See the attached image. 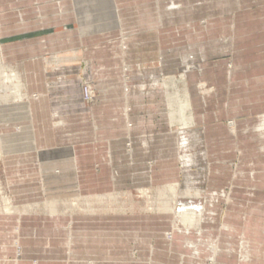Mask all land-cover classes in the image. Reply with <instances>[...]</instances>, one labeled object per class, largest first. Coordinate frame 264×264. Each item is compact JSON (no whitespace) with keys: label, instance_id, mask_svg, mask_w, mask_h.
Here are the masks:
<instances>
[{"label":"crops","instance_id":"0c3cea01","mask_svg":"<svg viewBox=\"0 0 264 264\" xmlns=\"http://www.w3.org/2000/svg\"><path fill=\"white\" fill-rule=\"evenodd\" d=\"M11 1L0 0V62L21 75L29 100L1 107L6 126L24 128L14 135L18 150L0 161L10 168L22 159L21 172L35 173L10 179L15 204L44 206L76 191L124 194L120 191H143L161 183L180 186L176 153L140 159L154 147L156 115L167 120L170 130L164 137L172 143L181 131L202 127L209 134L224 130L216 122L227 117L263 110L264 0H18L10 6ZM59 1L62 5L56 6ZM91 41L98 47L95 50L120 44L125 56L135 54L132 68L153 69L149 90L142 83L131 96L129 85L106 76L94 80L103 96L86 109L76 89L68 88L75 77L71 70L81 58L76 55L85 56ZM69 53L74 57L59 56ZM49 55L52 62L46 58ZM178 62L189 68L184 85L173 77L165 96L153 77L164 73V66L168 73H177ZM48 63L54 65L45 67ZM197 82L213 91L202 96ZM176 90L190 97L192 110L188 118L184 115V124L174 118L176 111L171 113ZM59 91L69 94L59 96ZM180 98L178 105L185 112L188 102ZM168 146L156 147L170 150ZM44 210L0 217L8 222L0 228V264L6 263L4 258H14V240L24 255L16 264H146L144 255L156 240H163L161 223L171 218L150 211L91 216ZM15 227L19 234L12 230Z\"/></svg>","mask_w":264,"mask_h":264},{"label":"rangeland","instance_id":"374dc122","mask_svg":"<svg viewBox=\"0 0 264 264\" xmlns=\"http://www.w3.org/2000/svg\"><path fill=\"white\" fill-rule=\"evenodd\" d=\"M13 2H16V0H12L9 5L12 6ZM60 5H62V1L56 3V6ZM91 8H94V6ZM8 15L11 16V14ZM129 32L130 35L135 34L133 33L135 31ZM90 44L92 46L89 49V46L85 47L87 48L84 51L85 56H82V53L76 55L81 58L71 70L75 71V77L72 82L70 81L68 88L70 91L73 88L76 89V97L79 98L86 109H92L94 104L99 103L103 96L104 91L102 87L96 86L94 80H102L106 76L114 77L111 81H119L121 79L120 83L122 86L129 85L131 96L138 91V87L142 83H146V91L149 90V84L152 82L150 81V77L154 74V70L151 68L142 70L140 68V71H138L139 69L132 68V64L136 65L137 63L132 62L135 59V56L133 57L135 55L134 53L130 52L129 56H125L126 51L120 47V44L119 46L108 45L101 50H95L98 47L92 41ZM59 56L74 57L71 53L61 54ZM162 57H167V55H163ZM46 58L52 62L53 56L49 55ZM53 65V63H48L44 66L52 67ZM2 66L3 68L7 67L3 64ZM181 66L184 65L178 62L176 66L177 73L173 75L168 73V66H164L163 71H165V74L162 73L158 76L160 81L156 76L153 77L154 85L164 86L165 96H168L166 86L171 84L173 77L177 78L176 84L180 85L179 82H181V85H184L185 72L189 68ZM140 74L144 75L145 79H142ZM117 76L122 78H116ZM100 83L98 84L100 85ZM196 85L202 96L213 91L204 82H197ZM21 86L23 100L20 101L12 98L9 101L3 102L0 99V108L23 104L28 101L29 96L26 95L23 78L21 80ZM68 94V91L63 94L59 91L57 95ZM87 95H89V98H87ZM33 96L35 97L36 95ZM226 96L228 97L230 94L227 93ZM67 97L69 98V96ZM180 97H184L188 102V107L184 109V115H187L185 116L186 119V117H189L192 108L190 105V97L184 90L175 91V95L172 97L175 98L173 101L175 103L171 113H175V111L177 113L182 108V106L178 105L181 99ZM148 98L147 96L145 97L147 101L150 99ZM154 98V100H159L158 95H155ZM165 107L167 110V106ZM262 107L263 110L252 112L253 114L247 116L237 117L236 119H229L227 117L224 121L216 122V124L223 125L225 127L224 130L210 131L207 134L202 127H195L181 131L177 135L176 144L173 140L171 143L168 141V138L164 137L170 130L166 124L167 120L156 115L154 122L158 125L155 126L152 132L156 138L154 137V141L151 142L154 147L150 150V155L140 159L149 161L153 160L155 155L159 153L164 155L167 153H176L178 166L182 170L181 187L179 189L181 195L177 200V211L167 214L170 215V220L161 223L162 226H165L162 227L163 240H156L157 243L155 242L152 246L153 248H150L146 255H144L146 257V264H264V105ZM3 109H0V136L3 137V140H0V152L2 156H5L7 153H13V151L18 150V148L14 147L17 145L13 143V139H15L14 135L22 133L24 127L20 124H14L11 127L6 126L5 120H2L1 116ZM171 113L170 117L172 115ZM176 117L180 118L179 114L174 115V118ZM179 121H181V118ZM236 122L237 126L234 125ZM181 124H184V120L181 121ZM2 126L5 129L4 131H2ZM9 132L12 134L10 135ZM132 134L134 135L133 138L136 137L135 132ZM169 143L171 145L173 144L174 147L172 148L171 145L168 146ZM23 145H27L26 142L22 145L20 143L19 149H22ZM156 146L160 148L168 146L171 149L164 148L160 150ZM10 147L12 149H9ZM127 149V152H130L129 144ZM15 161L16 163H13L10 168L9 165L0 161L1 192L4 197L8 198V201L10 200L9 204L11 208L13 210H19L18 213L12 211L10 216L16 217L22 211H26L24 209L27 208H31L35 212H41L44 208L43 202L15 204L13 201L9 189L10 179H20L25 176L34 177L35 175L33 172L29 174L21 172L23 170L21 167L24 166L22 159ZM9 169H11V172L7 171ZM167 185H171V183H161L143 190L149 192L150 200L146 204V199L138 198L139 202H141V207L144 208L149 206V204H153L155 202L154 200H156L157 191ZM78 192L74 196L67 197L77 199L79 198L78 196L83 198L95 194H108L94 192L79 195ZM120 192L124 194H135L137 191L124 190ZM188 193L190 194L188 195ZM64 197L66 196L61 197L60 200H68L67 197ZM0 205L2 204L0 203ZM193 207L196 209L195 214L200 210L202 212H200V226L195 228L198 230L188 229L183 224L176 223V220L174 221L179 210H189ZM4 216L9 215L0 213V217ZM6 223L8 222L5 221L4 223V221L2 222L0 220V228H5L3 225ZM12 230L19 234V227H15ZM175 239L178 241L177 245ZM198 240L200 242L198 243L200 244L198 246V253L197 255L192 254L190 248H188V243L190 245L192 243L195 244ZM11 246L15 249V256L14 258H4L2 261H6L5 264H16L17 261L23 259V248L18 241H12ZM134 256L137 257L136 252ZM144 256L139 255L141 259H144ZM31 261L35 263L36 259H32Z\"/></svg>","mask_w":264,"mask_h":264},{"label":"bare ground","instance_id":"6f19581e","mask_svg":"<svg viewBox=\"0 0 264 264\" xmlns=\"http://www.w3.org/2000/svg\"><path fill=\"white\" fill-rule=\"evenodd\" d=\"M20 76L14 70L3 68L0 62V99L3 102L9 101L12 98L20 101L23 100L21 96L22 79L20 78ZM162 88H164V86ZM178 114L181 118V121H183L182 119H184V111L181 108L177 112V115ZM1 156L2 154L0 152V159ZM0 188H1V182H0ZM179 189H180L179 184H171L164 186L163 188H160L157 191L156 200H154L155 202L153 204H149V206L144 208L141 207L140 204L141 202H139L138 198L146 199L147 202L146 204H148V201L150 200L149 192L139 190L135 194L132 193H125L124 195L121 193H108L104 195L95 194L83 198L78 196L79 198L77 199H70L72 197L70 198L67 197L68 200H60V198H53V200L50 199L49 203L44 205V209H45L44 211L50 214H55L56 212L71 213V214L84 213L91 216L95 214H101V215L110 214V213L122 214L128 212H136V211L140 213L152 211L157 214H169V213L171 214L174 213V211H177L176 204L178 202L177 200L179 196L181 195ZM189 194L190 193H188V195ZM9 201L7 197L3 196L0 189V203L2 204L0 205L1 214L10 215L12 211H14V213L15 212L18 213L19 210H13L11 208ZM29 209L30 212L33 211L31 208H27L24 209L26 210L24 212H29L28 211ZM195 212L196 209L194 207L189 210L187 209L179 210L177 212V215L175 214L176 216L174 221L176 220L175 221L176 223L179 222L180 224L186 226V228L188 229L198 230L195 228H198L200 226L199 223H201V214H200L201 210L198 211L199 214L198 213L195 214ZM199 240L195 244L192 243L190 245L188 243V248H190V252L192 254L197 255L199 249L198 246H200V244H198L200 243Z\"/></svg>","mask_w":264,"mask_h":264},{"label":"built area","instance_id":"2783aa9c","mask_svg":"<svg viewBox=\"0 0 264 264\" xmlns=\"http://www.w3.org/2000/svg\"><path fill=\"white\" fill-rule=\"evenodd\" d=\"M87 98H89V95H87Z\"/></svg>","mask_w":264,"mask_h":264}]
</instances>
